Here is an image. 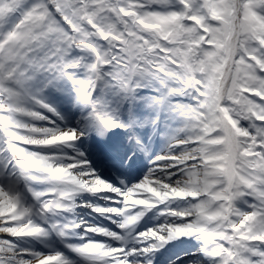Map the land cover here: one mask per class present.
I'll return each instance as SVG.
<instances>
[{"label":"snow or ice","instance_id":"1","mask_svg":"<svg viewBox=\"0 0 264 264\" xmlns=\"http://www.w3.org/2000/svg\"><path fill=\"white\" fill-rule=\"evenodd\" d=\"M65 83L80 127L48 99ZM153 84L154 104L191 102L142 179L118 186L65 151L129 129L121 109ZM154 209L164 221L137 231ZM0 234V264H76L15 239L53 234L82 264H157L179 238L200 242L191 264H264V0H0Z\"/></svg>","mask_w":264,"mask_h":264},{"label":"rangeland","instance_id":"2","mask_svg":"<svg viewBox=\"0 0 264 264\" xmlns=\"http://www.w3.org/2000/svg\"><path fill=\"white\" fill-rule=\"evenodd\" d=\"M156 89H157V86L155 84L150 85L149 87H146L144 89H141L139 94H138V98L134 102L125 103L123 108L121 109L123 118L125 120L129 119L133 113L137 116V118L139 120V123H138L139 132H140V130L141 131H143L145 129L149 130L151 125H153V128H155V130L157 131V134H159L162 137V139L164 138L166 141L168 140L167 142L163 143V146L158 145L157 147L156 146L153 147L155 149H150V148H152V147H150L151 145L145 144V148H144L145 154L142 155V160H144V164H147L148 162L153 161L155 156L166 153L168 150V147H169L171 137L173 135H175L178 132V130L183 126V122H184L183 118L173 110L172 105L175 104V102L177 100L184 102V103H190L191 102L190 98L179 97V98H171V103L166 102L163 104H154L153 103L154 98L159 95V93L157 92ZM47 96H48L49 101L52 102L53 104H55L57 109L64 116L63 122H61L59 120H57V122H60L63 125H66V123L68 121L73 120L75 122V125H76L75 127H80L79 122L81 120L82 112H81L80 107L77 106L75 103L74 94L71 93L70 84L65 83L63 85V90H61V91L49 90L47 93ZM142 101H147L146 107L139 106L140 102H142ZM151 119H156V122H154L152 124L146 123V121H150ZM127 121L130 122V120H127ZM126 131L127 132L131 131L133 133L132 126L130 125L129 129L114 130L112 132H109V134L116 136V135L124 134V132H126ZM132 136L127 135L124 137V135H123V141H121V142H123L125 145L131 143L133 140H131L130 137H132ZM82 142L85 143L86 148L88 147L87 150H88L89 154L92 156V159L96 163L103 162V158L105 159L106 157L104 156L102 158L101 156H98V154H99L98 149L94 148L95 142L87 141L86 137H84L81 141H79L77 143L81 144ZM68 149L70 150L73 148H66L65 151H67ZM128 165H129V162H123V163H121V166H119V164H116V163L115 164L108 163L106 166H103V167H100L99 169H97V171L99 173H101L104 178L109 177V179L105 178L106 180L111 181L112 183L115 182L118 184L120 179H122V175H119L117 170H119L121 172H125V169L128 167ZM142 169L139 172H141ZM26 194L27 193H25V196H26L28 202H31V197L26 195ZM92 197L95 199L96 203L100 202L101 206H109V201L101 199L99 194L95 195V196L92 195ZM104 201H105V203H104ZM102 203H104V204H102ZM239 206L245 210L247 209V206L244 203H240ZM153 212H154L153 216L152 215L146 216V217H149L147 220H149V222L157 221V220L160 221L162 216L157 215L156 209H154ZM89 214L92 217H94V219H96L97 223H99L100 225H103V226H105L111 230L121 231L120 229L117 228L116 224L111 223L106 218H104V217H102L96 213L95 214L89 213ZM81 218L86 221V219L84 217L81 216ZM0 236L6 237L7 234H0ZM15 239H16V242L19 244L20 247H28V248H32V249L40 251V249L36 248L38 244H41L39 242V240H36L33 238H23V239L15 238ZM180 239L183 240V243L184 242L186 243L187 240L190 238H180ZM179 249H180V247H177V249H174V250H176L175 255L169 256L163 262L157 260V263L169 264V262H174V264H191V262H192L191 260H185L182 262V260L184 259V256H186L188 252L180 253L181 251L178 252ZM161 251H163V249Z\"/></svg>","mask_w":264,"mask_h":264},{"label":"bare ground","instance_id":"3","mask_svg":"<svg viewBox=\"0 0 264 264\" xmlns=\"http://www.w3.org/2000/svg\"><path fill=\"white\" fill-rule=\"evenodd\" d=\"M139 106L146 107L147 101L140 102ZM127 120H130L129 123L132 126L133 133L131 131H129V132L126 131V132H124V134L111 136L109 141H107L104 144L106 150L109 151L110 162L117 161L116 160L117 157H120L122 159V163L123 162H129V166H128L129 170H127L128 179L122 178V179H120L118 184L114 182V184H116L118 186H122L120 184L121 181H124L125 184L136 183L137 181L142 179L143 176L148 172V170L153 166L152 161L148 162L147 164H144V160H142V155L145 154V151H144L145 144L151 145L150 147H152V148H150V149H155L153 147H155V146L157 147L158 145L163 146V143L168 141V140L166 141L164 138L162 139V137L159 134H157V131L155 130V128H153V125H151L149 130L145 129L143 131L140 130V132H139V125H138L139 120L134 113ZM154 122H156V119H151L150 121H146V123H151V124ZM57 123L60 124L62 127H75L76 126L75 122L73 120L68 121L66 123V125H63L60 122H57ZM96 135H97V133L92 132L88 136H86V140L90 141V142H95V144H96L97 143L96 142L97 138L95 137ZM123 135H124V137L127 135H131V136L133 135L139 139L140 143L137 144L135 142V140H133L131 143L125 145L123 142H121V141H123ZM87 148H86V145L84 142H82L81 144L76 143L75 149H70V150L68 149L66 152L73 153L75 150L78 149V150L86 153L87 158L92 162V166L95 167L96 170L99 169L100 167L105 166V163H102V162L96 163L92 159V156L89 154ZM94 148H96V145L94 146ZM98 156H103V155L101 152H99ZM129 156H131V159L128 158ZM136 169H138V171ZM141 169H142V171L139 172ZM135 170H136V173L134 174L133 178H130L131 173ZM105 178L109 179V177H105ZM37 187L38 188H44V187H46V185L41 184V185H37ZM80 200L81 201H87V202H89L91 204H95V205L101 204L100 202L96 203L95 199L92 197V195L88 194V193L83 194L80 197ZM104 203H105V201H104ZM104 203H102V204H104ZM154 212L153 211L149 212L147 215L153 216ZM77 213H78V215H80L79 216L80 218H81V216L84 217L88 223L99 224V223H97L96 219H94V217H92L89 214V213H94L91 208H78ZM146 216L143 218V220L138 225L137 231H142L145 228L155 227L164 221V217H162L160 219V221L157 220V221L149 222V220H147L149 217H146ZM94 239L104 241V240H107L108 238L105 239V237H103V236H95ZM39 242L41 244H38L36 248L40 249V252L47 253V252L59 251V252L64 253L65 255L72 257V259L74 261H76V264H82V262L79 260V257H77L76 254L72 253L67 247H65V241L63 239H61L60 237L56 236L55 234L48 237L47 241L39 240ZM71 242L72 243H80L81 241L78 239H72ZM113 243H119V242H113ZM177 247H180V249L178 251V252L181 251L180 253L188 252L187 255L184 256V259L182 260V262L185 260L198 261V260L203 259L201 254L197 252V249L200 247L199 241L190 238L187 240L186 243L185 242L183 243V240L179 238L177 240L172 241L170 244H168L163 249V251H161L158 254L157 260L163 262L166 259V257L175 255L176 250H174V249L175 248L177 249ZM37 251H39V250H37ZM253 259H255V258H253ZM157 264H161V263H157Z\"/></svg>","mask_w":264,"mask_h":264}]
</instances>
